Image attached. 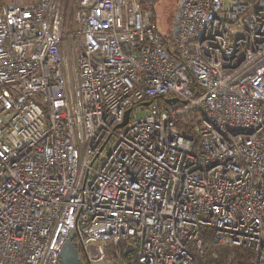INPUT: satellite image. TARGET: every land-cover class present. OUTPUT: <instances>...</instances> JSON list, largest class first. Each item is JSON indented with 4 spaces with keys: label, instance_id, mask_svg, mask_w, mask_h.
I'll use <instances>...</instances> for the list:
<instances>
[{
    "label": "built area",
    "instance_id": "2783aa9c",
    "mask_svg": "<svg viewBox=\"0 0 264 264\" xmlns=\"http://www.w3.org/2000/svg\"><path fill=\"white\" fill-rule=\"evenodd\" d=\"M71 234L87 264H264V0H183L167 35L139 0L0 12V264Z\"/></svg>",
    "mask_w": 264,
    "mask_h": 264
},
{
    "label": "rangeland",
    "instance_id": "374dc122",
    "mask_svg": "<svg viewBox=\"0 0 264 264\" xmlns=\"http://www.w3.org/2000/svg\"><path fill=\"white\" fill-rule=\"evenodd\" d=\"M34 0H0V12L7 8L13 7H21L25 5H29ZM183 0H158L155 4L152 12V15L156 21V25L159 33L162 35L170 34L174 28L175 21L179 12V8L182 4ZM149 2L146 3L145 7L143 5L144 10H149ZM166 104L164 101H156L150 108L151 111L157 110L161 107H165ZM145 116V112H141L138 114L139 118ZM83 264H87L84 255L81 253Z\"/></svg>",
    "mask_w": 264,
    "mask_h": 264
},
{
    "label": "water",
    "instance_id": "95a60500",
    "mask_svg": "<svg viewBox=\"0 0 264 264\" xmlns=\"http://www.w3.org/2000/svg\"><path fill=\"white\" fill-rule=\"evenodd\" d=\"M178 100L177 99H173V100H168L166 101V103L168 105L170 104H174L177 103ZM152 103H146L144 104L145 107H149L151 106ZM129 114L130 111H127L125 114V120L124 123L120 126V128H124L129 121ZM75 239V235L71 234L70 239L67 241V243L64 245L63 250H62V254H61V258H60V264H83L80 257H79V252L76 249V247L73 245V240ZM132 252V249L129 248L126 252V255L128 256L130 253Z\"/></svg>",
    "mask_w": 264,
    "mask_h": 264
},
{
    "label": "trees",
    "instance_id": "16d2710c",
    "mask_svg": "<svg viewBox=\"0 0 264 264\" xmlns=\"http://www.w3.org/2000/svg\"><path fill=\"white\" fill-rule=\"evenodd\" d=\"M139 2H140V5H141V7L143 8V5L145 6L146 5V3H150V4H148V8H149V10L151 11V12H153V9L155 10V8H154V6H155V4L158 2V0H139ZM145 7H147V6H145ZM144 9V8H143ZM155 20V19H154ZM241 259H243V257H244V255H241L240 253H236ZM81 260H82V256H81ZM244 260H247L246 258H244ZM82 263H83V260H82ZM199 263L200 264H216L212 259H209V260H207L206 262H202V261H199Z\"/></svg>",
    "mask_w": 264,
    "mask_h": 264
}]
</instances>
